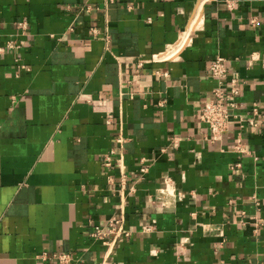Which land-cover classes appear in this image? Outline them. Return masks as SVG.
Returning <instances> with one entry per match:
<instances>
[{"label": "crops", "instance_id": "crops-1", "mask_svg": "<svg viewBox=\"0 0 264 264\" xmlns=\"http://www.w3.org/2000/svg\"><path fill=\"white\" fill-rule=\"evenodd\" d=\"M216 57L263 121L214 141ZM120 209L114 242L90 236ZM43 251L264 264V0H0V264H58Z\"/></svg>", "mask_w": 264, "mask_h": 264}, {"label": "built area", "instance_id": "built-area-1", "mask_svg": "<svg viewBox=\"0 0 264 264\" xmlns=\"http://www.w3.org/2000/svg\"><path fill=\"white\" fill-rule=\"evenodd\" d=\"M106 3L116 0H104ZM149 21V19H148ZM254 20H250L253 22ZM194 22L183 31L178 39L159 54L153 55V60L171 59L190 41L189 32L193 27ZM23 27V23H20ZM209 74L217 79V86L212 90V98L204 102L199 108L198 118L206 126L209 131L211 140H220L222 134L227 130L231 118L237 120L238 125L248 124L251 126L259 125L263 120L258 119V108L255 104L250 107L251 114L247 117L237 114L235 111L239 108L235 96L238 94L235 79H227V71L221 57H216L210 60L208 64ZM120 141V140H118ZM103 165H110V157L106 156L103 159ZM146 167H140V172H145ZM123 221L122 211L119 215H113L107 220V228L94 226L90 232V236L106 244L107 237H112V242L121 232V223ZM117 240H120L117 239ZM40 260H54L58 264H67L71 261L69 252H53L47 254L45 251L40 253Z\"/></svg>", "mask_w": 264, "mask_h": 264}]
</instances>
